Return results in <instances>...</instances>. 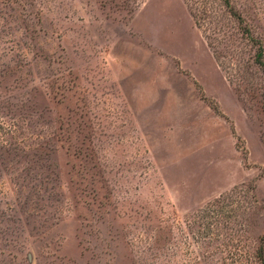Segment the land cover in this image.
<instances>
[{
	"label": "rangeland",
	"instance_id": "1",
	"mask_svg": "<svg viewBox=\"0 0 264 264\" xmlns=\"http://www.w3.org/2000/svg\"><path fill=\"white\" fill-rule=\"evenodd\" d=\"M228 2L0 0V264L264 243V0Z\"/></svg>",
	"mask_w": 264,
	"mask_h": 264
},
{
	"label": "trees",
	"instance_id": "2",
	"mask_svg": "<svg viewBox=\"0 0 264 264\" xmlns=\"http://www.w3.org/2000/svg\"><path fill=\"white\" fill-rule=\"evenodd\" d=\"M227 5L229 4L228 0H225ZM233 16L234 14L232 10H230ZM262 51L257 55V63L263 67L264 69V62L262 61ZM215 205H211L210 210L212 214H215L217 212L214 211ZM264 242V239H263ZM229 253V259L232 260L233 264H264V243L260 245V247L255 251L254 254L251 255H245L243 252L240 251H233L230 250Z\"/></svg>",
	"mask_w": 264,
	"mask_h": 264
}]
</instances>
